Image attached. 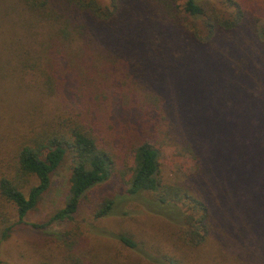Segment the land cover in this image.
Returning <instances> with one entry per match:
<instances>
[{
	"label": "trees",
	"instance_id": "trees-1",
	"mask_svg": "<svg viewBox=\"0 0 264 264\" xmlns=\"http://www.w3.org/2000/svg\"><path fill=\"white\" fill-rule=\"evenodd\" d=\"M226 4L228 9H235L228 16L215 8L207 9L203 0H110V5L100 0H0V79L6 78L7 72L9 82L11 69L19 75L25 67L37 68L39 79L48 85L45 89L48 96L63 97L80 108V112L73 108L75 115L70 113L67 118L54 117L58 120L54 124L43 115L39 128L27 133L17 131L18 128L11 131L14 125L5 129L4 132L11 131L10 137L15 133L12 143L17 142L8 147L9 167L0 176V206L13 207L19 221H23L37 210L51 190L57 170L69 160L71 175L66 200L44 226L71 221L85 197L111 178L117 157L123 160L129 152L134 165L121 177L127 196L152 195L157 205L174 209L181 228L180 241L188 247L205 244L213 230L210 206L200 192L207 168L224 181L236 179L244 185H249L250 175L253 176L256 183L251 188L255 191L246 190L244 195L253 197L251 206L254 213L258 212L256 209L264 206V185L258 182V177L264 176V122L257 119L264 118V107L250 99L263 92L257 87L243 88L244 83L254 82V75L250 74L255 67L254 57L246 53L241 58L232 55L239 59L227 66L230 75L226 84L233 85L208 95L202 91L170 89L166 97L144 84L148 90L143 96L132 88L123 104L131 111V117L144 118V138L134 148L123 150L126 153L117 155L118 150L112 148L103 120L108 114L103 104L110 102L114 94L123 100L120 90V95L115 92L107 73L109 67L115 66L122 78L144 66V79L156 84L162 73L177 79L188 69H203L212 57L204 55L208 48H221L220 39L226 35H244L241 27L246 18L241 4L234 1ZM138 8L144 9V30L139 29L138 23L128 22L129 14ZM244 23L248 35L257 38L258 33H263L256 19ZM116 26L136 34L130 42L125 37L117 55H132L139 60V67L133 62L123 67L114 62L112 55H116L117 41L112 34L116 33ZM238 38L234 43H240L237 49L241 51L244 46L242 38ZM97 56L104 62L102 77L93 72ZM225 61L224 57L218 58L219 64ZM78 65L86 68L83 74ZM62 66L68 67L70 73L65 77H73L77 82H64L59 76L63 69L58 70ZM19 89L21 96L29 94L30 88L20 84ZM61 91L65 96H58ZM12 92L10 86L0 87V114L4 106L19 105L18 119L25 122L33 110L28 109L25 99L20 102L19 97L13 98ZM36 92L43 97V83ZM236 96H240V103L234 101ZM224 132L226 135L242 132L245 143L239 138L223 141ZM161 136L174 140L180 152L193 159L194 178L176 184L163 181ZM114 207L113 198H104L98 203L96 218L108 216ZM119 239L136 249V243L127 235H120Z\"/></svg>",
	"mask_w": 264,
	"mask_h": 264
},
{
	"label": "rangeland",
	"instance_id": "rangeland-1",
	"mask_svg": "<svg viewBox=\"0 0 264 264\" xmlns=\"http://www.w3.org/2000/svg\"><path fill=\"white\" fill-rule=\"evenodd\" d=\"M100 1L104 5H110V0ZM231 1L240 3L246 21L251 22L252 19H256L257 27L262 29L263 33H258L257 38L248 35V31L244 30L246 29L245 24H247L244 23L246 22L244 19L243 27H241L244 35L240 33H237L236 36L226 35V38L220 39L221 48L215 46L208 48L204 55H212V57L203 69L195 71L188 69L177 79L172 74L162 73L161 79L156 81V84L149 83L144 79V66L138 68V71L123 75L122 78V74L115 69V66L107 69V73L114 83L115 92L117 95L123 94L122 101L114 94L110 102L103 104L108 113L103 118L106 120V137L112 148L118 150L119 154L117 155L123 154L126 149L134 148L141 138H144L142 127L144 118H136L133 115L131 117V111L123 104L128 91L136 88L137 91H140L139 95L144 96L148 90L144 84H149L160 94L163 92L166 97L170 89L187 92L202 91L205 95L214 93L223 86L233 85V83L226 84L230 75L227 66L234 64L239 59L232 55L238 54V57L241 58L246 53L248 54L246 56L254 57L255 67L250 73L254 75V82L244 83L243 88L257 87L258 90L260 89L263 94L253 95L250 101L264 107V0H203V4L207 9L215 8L228 16L235 11L233 8V10L227 8L226 3H231ZM129 15L128 22L138 23L139 29L142 30L144 28V9H135ZM15 16L17 21L18 13ZM116 29V33L112 34V37L117 41L116 55H112L114 62L120 67L125 66V63L133 62L139 67V60L132 55H117L120 43L126 42V38H129L130 42L136 37V34L128 28L120 30L116 26ZM140 36L143 38L144 33ZM228 37L231 39L228 40ZM232 37L237 38L233 39ZM238 37L242 38L244 46L241 51L240 48L237 49L240 43H234L239 40ZM254 39L257 41H253ZM230 47H234V50H227ZM219 57H224L227 62L219 64ZM103 64L102 57L97 56L93 69L97 77L103 76ZM44 68L48 70L46 67ZM62 69L63 66L58 68L60 71ZM78 69L81 74L86 70L83 66H79ZM36 70L37 68L25 67V71L18 75L15 69H11L13 74L9 82L6 81L7 72L6 78L0 79L1 88L12 87L13 98L19 97L20 102L25 99L28 109L31 107L33 110L30 112L29 119L21 122V118L18 119L19 105L17 107L14 105L4 106L2 109L0 114V176L9 167L6 166L10 158L8 147L17 142L14 140L12 143L15 133L10 137L11 131L18 128L17 131L27 133L38 129V126L42 124L43 115L54 124L58 122L55 119L57 116L67 118L70 113L75 115L73 108L80 112L77 104L71 105L63 97L48 96L45 93L48 85L39 79L40 72ZM67 70L68 67L65 66L59 76L64 78L65 83L77 82L73 77H65L70 75ZM152 74L155 76V73L152 72ZM42 83L43 97L36 92ZM20 84L30 88L27 96L20 95ZM156 85H160V87L156 88ZM58 96H65V94L61 91ZM234 101L240 103V96H236ZM257 120L264 122V118ZM12 125L14 126L11 131L4 132ZM223 135V141L228 138H233V140L239 138L243 144L245 143L241 137L242 132L235 135H226L224 132ZM160 141L163 181L176 184L187 181L189 177L194 178L193 159L186 153L180 152L174 140L161 136ZM116 162L108 182L91 191L85 197L79 212L71 221L54 222L44 226L66 200L71 175L69 160H66L57 170L53 186L37 210L29 213L23 221H19L13 207L0 206L2 207L0 212V264H40L43 262L56 264H173V262L182 264H264V210L262 209L264 206L256 207V210L259 211L254 213V208L251 206L253 197L244 195L246 190L255 191L254 188H251L256 183L253 176L250 175L249 185H244L236 179L224 181L225 179L223 180L222 177L215 174L213 169L207 168L209 170L201 183L204 184V188H200V192L210 206L213 215V230L205 244L198 248H191L180 241L181 228L176 220L175 212L172 211L174 209L166 205H157L152 195L143 193L137 197L127 196L121 177L122 173L127 172L134 165L132 153L127 152L123 160L117 157ZM258 182L260 185H264V176L258 177ZM223 194L224 197H222ZM107 197L113 198L115 201L113 212L106 217L96 218L95 212L98 203ZM5 232L7 236L4 238ZM120 235L130 237L136 243V249H131L121 242Z\"/></svg>",
	"mask_w": 264,
	"mask_h": 264
}]
</instances>
